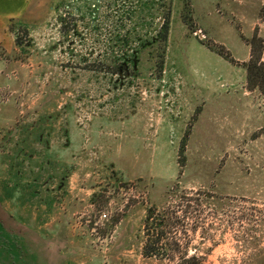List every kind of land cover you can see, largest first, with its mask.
Returning a JSON list of instances; mask_svg holds the SVG:
<instances>
[{"label":"rangeland","instance_id":"rangeland-1","mask_svg":"<svg viewBox=\"0 0 264 264\" xmlns=\"http://www.w3.org/2000/svg\"><path fill=\"white\" fill-rule=\"evenodd\" d=\"M30 10L18 55L0 48V77H18L19 89H0V123L65 124L112 143L88 151L98 177L123 183L97 199L93 254L105 264H263L264 114L242 63L253 35L264 60V0H44ZM157 216L161 250L146 256Z\"/></svg>","mask_w":264,"mask_h":264},{"label":"crops","instance_id":"crops-1","mask_svg":"<svg viewBox=\"0 0 264 264\" xmlns=\"http://www.w3.org/2000/svg\"><path fill=\"white\" fill-rule=\"evenodd\" d=\"M43 1L0 0V48L5 55H18L16 30L33 26L30 9ZM0 68L9 78L7 59L0 60ZM17 78L7 84L0 77V89L18 88ZM7 119L0 106V122ZM5 124L0 123V264H105L108 259L93 254L92 233L103 224L94 207L100 194L109 196L123 183L106 170L98 177L101 167L88 151H107L112 143L99 133L88 142L65 124L55 129L43 122L29 129ZM118 224L109 220L105 225L113 231ZM28 233L35 238L28 240Z\"/></svg>","mask_w":264,"mask_h":264},{"label":"trees","instance_id":"trees-1","mask_svg":"<svg viewBox=\"0 0 264 264\" xmlns=\"http://www.w3.org/2000/svg\"><path fill=\"white\" fill-rule=\"evenodd\" d=\"M15 40L18 42V37L15 38ZM248 44L249 57L245 62L242 63V67L245 72V86L247 90H256L259 93L262 100L264 114V60L262 58L263 41L260 37L253 35ZM122 66L118 65V67H120L119 69H121ZM148 212L149 213L147 214V220L151 219L154 216L153 212L150 209ZM155 218L157 221V223L155 224L156 236L154 240H152L151 246L145 245L143 249V254L146 256L149 255L151 252L161 250L160 247L156 246L158 239L162 236V231L158 229L161 224V219L158 216Z\"/></svg>","mask_w":264,"mask_h":264},{"label":"built area","instance_id":"built-area-1","mask_svg":"<svg viewBox=\"0 0 264 264\" xmlns=\"http://www.w3.org/2000/svg\"><path fill=\"white\" fill-rule=\"evenodd\" d=\"M198 32H199V31H198ZM101 216L104 218L106 215H105V214H102Z\"/></svg>","mask_w":264,"mask_h":264}]
</instances>
